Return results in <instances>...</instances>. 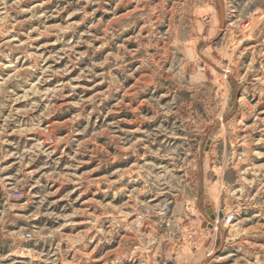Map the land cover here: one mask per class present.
<instances>
[{
  "label": "clouds",
  "instance_id": "obj_1",
  "mask_svg": "<svg viewBox=\"0 0 264 264\" xmlns=\"http://www.w3.org/2000/svg\"><path fill=\"white\" fill-rule=\"evenodd\" d=\"M0 264H264V0H0Z\"/></svg>",
  "mask_w": 264,
  "mask_h": 264
}]
</instances>
